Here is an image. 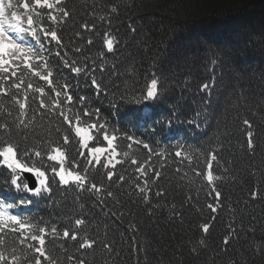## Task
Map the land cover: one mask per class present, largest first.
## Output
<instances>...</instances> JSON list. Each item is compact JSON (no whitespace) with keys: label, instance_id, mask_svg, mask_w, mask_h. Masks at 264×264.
Segmentation results:
<instances>
[{"label":"trees","instance_id":"obj_1","mask_svg":"<svg viewBox=\"0 0 264 264\" xmlns=\"http://www.w3.org/2000/svg\"><path fill=\"white\" fill-rule=\"evenodd\" d=\"M21 2L16 0L13 3L16 6L6 11L16 10L27 25ZM28 2V14L33 15V27L46 49L38 53L40 59L32 56L27 59V64L40 65L36 70H52L59 76L49 86L31 74L33 69L26 66L24 59L7 74L0 71V125L9 126L0 127V150L7 143H19L21 148H27L33 154L41 151L46 158L47 154H54L52 148L60 147L68 158L65 166H70L75 157L80 163L76 171L84 175L83 168H89L86 187L95 183L101 188L99 194L82 191L76 198L58 194L55 203L48 207L45 237L50 238L46 239L44 247L57 264H79L81 257L86 264H264V255L256 251L264 246V0H61L59 5L50 0L55 7L69 11L66 19L54 9L35 6L34 0ZM112 7H117L118 12L111 13ZM49 13L57 14V20L63 21L57 27L63 46H57L50 36L45 38L39 31L41 25L46 31L54 27L48 20ZM85 24L90 28L95 25V31L84 29ZM246 29L248 33L245 34ZM106 31L120 40L113 53H107L102 43L101 34ZM199 37L213 41L206 44ZM89 39L94 42L91 46L87 44ZM77 47L83 50L82 53H75ZM57 51L61 52V57L55 55ZM101 51L105 53L102 62L98 59ZM65 53L81 64L85 57H88L89 64L95 61L93 67L97 71L94 77L103 79L108 86L104 94L93 89L84 73L77 75L64 67L62 58ZM214 59L216 64L213 66L211 61ZM45 64L48 69L43 67ZM99 67L105 68L103 74ZM209 67L213 68L216 78L214 98L207 100L204 114L195 117L193 109L197 108L199 97L183 92L181 85L189 73L201 81L207 79ZM13 71L16 76L11 75ZM153 74L161 76L162 82L171 89L163 97L170 115L164 116L163 127L169 128L173 116L179 115L182 119L187 114L186 117L195 119L196 123L200 121L199 126L209 129L206 147L211 153L219 152L217 157L223 182L219 191L223 203L216 205L218 201H213L210 189L203 197L201 185L191 170L175 172L171 167L167 168L169 163H165L160 155V158L154 155L152 161L156 165L152 173L159 172L160 178L157 180L151 175L148 180L150 191L146 195L153 211L148 216V206L136 186L137 182L140 187L145 186V180L141 178H145L147 172L137 169L147 168V164H132L134 153L142 150L134 144L129 152L132 158L125 157L123 153L129 151L126 139L121 142L126 149L117 150L107 169L86 164V157L81 159L74 142L75 121L69 126L60 116L59 109L51 106L50 109H40V94L34 93L35 87H43L47 98L52 95V86L69 84L74 97L83 95L88 98L87 107L98 120L104 119L98 123L109 127L118 140L126 136L114 122L117 121L116 114L123 110V106L142 97ZM88 75H92L91 71ZM28 83H32L33 89L27 88ZM17 84H20L19 91L15 87ZM13 94L17 99L23 100L25 94L29 98L31 109L24 118L27 127L19 124L21 117L18 105L11 99ZM130 118L127 113V119ZM244 119L253 122V152L246 146ZM124 120L120 119L121 122ZM65 135L70 138L68 145L63 144ZM168 138L160 142L166 143ZM212 157L207 155L202 165L212 162ZM33 159H36L34 155ZM102 162L107 163L103 157ZM28 163L32 166L31 162ZM127 163L129 166L124 167ZM110 170L116 174L111 182L106 175ZM1 172L0 169V177ZM8 173L3 169L4 175ZM121 176L124 177L123 183L118 179ZM160 190L165 191L164 197L154 195ZM107 191H112L113 197H108ZM253 191L259 193L256 199L251 196ZM97 196L104 203H100ZM208 203H215L218 211L211 213ZM77 218H86V226L80 231L75 227ZM205 222L210 225L208 234H204L200 227ZM133 224L138 231L132 230ZM26 225L27 228L18 230L20 238H0L3 241L0 251L18 257L16 264H35L36 253L26 244L39 246L30 239L31 235L38 234L39 228ZM52 228L56 229L55 234ZM65 229L77 234L81 240L92 237L98 243L91 250L81 251L78 247L80 240L74 242L63 237ZM24 237L28 239L21 244ZM225 237H230L227 247L223 243ZM201 239L206 241L203 250H200ZM103 243L110 244L111 248L105 251ZM193 248L197 251H191ZM41 260L42 264H50L43 258Z\"/></svg>","mask_w":264,"mask_h":264},{"label":"snow or ice","instance_id":"obj_2","mask_svg":"<svg viewBox=\"0 0 264 264\" xmlns=\"http://www.w3.org/2000/svg\"><path fill=\"white\" fill-rule=\"evenodd\" d=\"M60 3L61 0H55V5H59ZM34 5L39 8L54 9L55 13H57L60 17L64 19L68 18L70 15L69 11L66 8L55 7V5L50 2V0H34ZM15 6L16 5L13 4L12 0H7V3H5V0H0V71H3L5 74H7L9 73L10 67L15 64V61L17 59H24L26 62V66L33 69L31 74L36 77H39L40 80L47 82V84L51 86L54 83V81L50 79V77L53 76L52 70L40 71L36 70L41 67L40 65L34 66L31 64H27V59L32 56H36L37 59H40L41 57L38 55V52L44 51L46 49V44L41 42V36L37 34V29L33 27V15L28 14L30 10V3L28 2V0H22L20 4V7L27 16L28 28H24L21 26V21L24 19V17L21 16L17 11L11 12L10 19L5 16L6 10L12 9ZM110 11L111 13L115 14L118 12V9L117 7H112ZM57 14L49 13L48 15V20L52 22V25H54V27L46 31L43 25H41L39 31L43 33V36L45 38L50 36L51 41H55L57 46H63L62 40L58 37L57 34V27L63 21L57 20ZM103 19L104 17H101V20ZM83 28L87 29L89 32L95 31V25L90 28L89 25L85 24L83 25ZM131 31L135 33L134 28H132ZM26 34L32 37L34 45L25 47L22 43L18 42L22 41ZM76 36L79 37L80 33L77 32ZM101 39L103 45L106 47L107 53H113L115 48L118 47L120 43V40L115 35H111L107 31L101 34ZM93 43V40H87V44L89 46L93 45ZM35 46H39L38 49ZM82 51L83 50L79 47L75 48V53L77 54L82 53ZM55 55L57 57H61L62 54L61 52L57 51ZM5 56H9V59H5ZM104 56L105 53L101 51L98 59L102 62L104 60ZM62 63L64 67L69 68L70 71L74 74L79 75L81 73H84L86 75V78L90 80L93 89L100 94H104L108 86L103 83V79L97 80L94 77V73L97 71V68L93 67L95 61H93V64H89L88 57H85V62L81 64L78 59L68 58L67 54L65 53L64 57L62 58ZM215 64L216 60L214 59L211 61V65L214 66ZM43 67L45 69H48L47 64L43 65ZM98 70L103 74L105 68L99 67ZM89 71H91L92 75H88ZM11 75L16 76V72L13 71ZM5 79H7V75L5 76ZM21 83H23V81H21ZM215 84V72L212 67H209L207 70V79L201 81L197 77L189 73L188 78L182 82L181 87L183 92H186L194 97H199V103L197 104V108L193 109V111L195 112V117H200L204 114V110L207 108V100L210 97L215 87ZM15 87L19 91L20 84L15 85ZM70 87L71 86L67 83H64L63 85H59L57 83L56 88H51V91L54 93V95L47 96V98H45V89L43 87H35L34 93L40 94L38 106L40 109H45L46 105H50L53 109H59L60 116L62 117L63 121L69 126H71L73 124V121H75L74 130L75 135L79 137L80 148L78 155L81 157V159H85L86 157L85 162L90 166L107 169L109 165H112V158L117 155V149L113 147V141L117 138L114 135L110 137L108 132L105 131L106 125L98 123L99 118L96 117L95 113H93L91 109L87 107L88 98L83 95L79 97H74L70 91ZM118 87L119 86H117V90ZM145 87L146 91H144V94L142 96L143 101H156L159 98H162L165 95L169 94L171 90L169 86L165 85L162 82L161 76H157L156 74H153V77L147 82ZM27 88L33 89L32 83H28ZM11 99H13L15 101V104L18 105L19 116L21 117V119L19 120V124L24 125V127H27L28 125L25 123L24 118L28 116V111L31 109V104L28 102L29 98L27 94H25L23 100L17 99L16 94H13ZM74 109H77V111L74 112ZM175 110L176 106L173 105V111ZM94 117L95 122L91 123L86 127L80 126L86 121L92 120ZM189 122L195 123V119ZM242 123L245 129L244 135L246 139L247 149L249 151H252L254 150V133L251 130L253 127V122L248 119H244ZM0 127L7 128L9 126L0 125ZM89 128H91L98 134L102 132V140L103 142L107 143L109 148L101 146H89V142L93 140V136L92 133L89 131ZM97 139H99V136H97ZM124 139H127L129 141V144L127 146L129 151H125L123 153L125 157L129 156V152L131 151L134 144L140 146L144 150H149L151 154V149L148 143L134 140V138L131 136L125 137ZM69 143L70 138L68 135H65L63 137V144L68 145ZM51 152L54 154H47L45 158V155H43L41 151H35L33 154L27 148H21V145L19 143L15 145L13 143H7V146H4L2 150H0V158H2V164L6 166V169H9L11 171L6 177L0 179V183H5L10 187H14L15 190L19 192L29 193L33 196L45 195L49 199H51L52 194L54 192H67V188L64 186L68 185H74L81 191H89L95 194H99L101 192V188L97 187L95 183H91L90 187H86V183L88 181L87 173L89 172L88 167L83 168V172L85 174L82 175L80 171L75 170L77 168H80V163L76 160L75 157L71 159L70 167L66 168L65 161L68 158L66 157L65 153L61 150V148H52ZM33 155L36 159H33ZM174 155L175 157H181V152L177 151ZM18 156L20 158H18ZM217 156L218 153L213 155L212 159L215 161ZM102 157L107 161V163L102 162ZM22 160L25 162H22ZM28 162H31L32 166H29ZM49 162H55V164ZM132 164H137V161L132 160ZM113 167H115V165H113ZM209 167H211V165H209ZM49 170L51 175L47 174ZM137 171L144 173L146 172V168L139 167ZM23 173L33 175L35 177L36 184L30 186L29 183L26 182V179L22 177ZM106 175L108 181L111 182L113 176L116 174L114 171L110 170L107 172ZM150 175H154L155 179L157 180H159L160 178L159 172H153ZM118 179L121 181V183L124 182V177L121 176L118 177ZM212 180L213 176L211 171H209L207 181L209 184H211ZM136 186L138 187V191L141 198L143 199L144 203L148 206L146 209L147 215L151 216L153 214L152 205L149 200V196L146 195V193L150 191L147 177L145 178L144 187H140L139 182H137ZM113 195L114 193L112 191H107L108 197H113ZM154 195L156 197H164L166 193L165 191L160 190L156 191ZM210 195L213 197V201L215 202L217 200H220L222 193L217 188L213 187L210 189ZM251 196L253 199H256L259 196V193L253 191L251 193ZM97 199L100 203H104L103 199L99 196H97ZM220 202L222 203V201ZM30 203V200L22 199L19 201L18 205L3 204V202H0V206H3L7 209H12L14 207L24 206ZM81 207H83V205ZM207 208L211 210V213H216L218 211L217 207L215 206V203H208ZM173 210H175V206H173ZM2 215L3 213L0 212V216ZM9 219L15 224H18L20 229H25L28 227V225L21 223L20 218L17 215H11ZM82 226H86V218L75 219L76 230H82ZM200 227L204 234L209 233L210 225L207 222L202 224ZM13 230L15 231V229ZM132 230L134 232L138 231V227L133 224ZM51 231L53 234L56 233L55 228H52ZM45 234V228H39L38 234L31 235L30 237L31 241L38 242L39 246L26 244V247L36 253L35 264H42L41 258H43V260L49 261L50 264H57L56 260L52 258V256L46 251L44 247L46 243ZM63 237L65 239L70 238L74 242L80 240L78 247L81 251L91 250L98 243L92 237H88L86 239L81 240V238L78 237L77 234L70 233L68 229H65L63 231ZM27 239L28 237L22 238L20 241L21 244H25V241ZM2 243L3 241L2 239H0V244ZM223 243L225 247H227V245L230 243V237H225ZM199 244L201 245L200 250H203V246L206 244L205 239H201L199 241ZM102 247L105 251H108L111 248V245L108 243H103ZM137 248L139 249V245H137ZM12 251L15 252V249H13ZM191 251L196 252L197 249L193 248ZM256 251L259 254L264 255V246H262L260 249H257ZM69 259H74V257H69ZM17 260L18 257H16L15 255L8 256L3 251H0V264H16ZM79 264H86V261L83 257L79 258Z\"/></svg>","mask_w":264,"mask_h":264},{"label":"rangeland","instance_id":"obj_3","mask_svg":"<svg viewBox=\"0 0 264 264\" xmlns=\"http://www.w3.org/2000/svg\"><path fill=\"white\" fill-rule=\"evenodd\" d=\"M243 33H245V34L248 33V30L246 29L245 31H243ZM211 37L217 38L218 36L211 35ZM199 38H200L201 42H204L206 44H210L213 41V40L211 41L210 38H208V37H199ZM218 42H221V41H218ZM143 82H144V79H143Z\"/></svg>","mask_w":264,"mask_h":264}]
</instances>
